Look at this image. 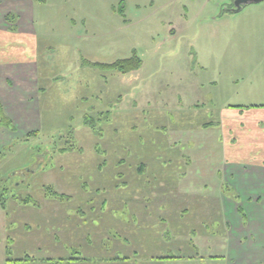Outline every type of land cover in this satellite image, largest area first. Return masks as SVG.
Listing matches in <instances>:
<instances>
[{"label":"rangeland","instance_id":"374dc122","mask_svg":"<svg viewBox=\"0 0 264 264\" xmlns=\"http://www.w3.org/2000/svg\"><path fill=\"white\" fill-rule=\"evenodd\" d=\"M232 6L34 2L41 123L5 149L10 137L0 134V251L33 255V264L82 255L95 264H173L194 255L210 264L224 256V201L242 205L246 217L248 198L259 196L264 211V183L239 195L219 172L244 157L241 140L220 138L218 116L228 123L229 107L264 104V2L235 13ZM133 52L141 67L125 75L89 66ZM33 244L44 249L31 251Z\"/></svg>","mask_w":264,"mask_h":264},{"label":"crops","instance_id":"0c3cea01","mask_svg":"<svg viewBox=\"0 0 264 264\" xmlns=\"http://www.w3.org/2000/svg\"><path fill=\"white\" fill-rule=\"evenodd\" d=\"M36 1L44 2V0H0V104L15 129V132L0 129V134L5 132V136L10 137L2 144L3 149L7 147L8 142L15 139V136L26 137L40 130L41 112L38 92H40L41 74L38 56L43 44L41 41L40 46L37 31L33 28L34 2ZM118 12H124L123 4L122 6L120 4ZM67 40L70 45L73 42V36L67 34ZM261 75L264 80V69ZM250 107L254 110L245 112L238 110L240 108L247 110L244 106L229 107L231 109L227 112L233 120L227 121L228 123L222 120L221 114L217 119L222 133L220 138L241 140L238 143L239 152H237L242 154L243 161H250L249 165H244L245 163L240 160L235 166L228 164L227 167L219 169L220 178L227 177L223 179L224 182H228L235 188L239 195L243 191L247 194L264 183V104H253ZM225 132L232 133V135L227 137ZM248 146L250 149L247 151L244 147L248 149ZM235 151L234 148L232 152ZM248 199L252 201V204L246 210V217L243 219L237 213L235 206H228L225 204L226 200H223L224 216L228 226L226 241L222 245H226L225 254L218 258L210 257V264H257L259 262L264 264V211L261 208L263 203L259 202V196L252 195ZM230 212L232 214L229 216ZM59 246H55L54 249L57 251ZM195 247L198 251V246ZM30 249L41 252L44 246L35 245L34 248L33 244ZM194 249L192 250L196 252ZM24 258V260L22 258L9 259L6 247L5 250L0 251V264H27L29 262L33 264V255H24ZM65 258H68L67 264H84V262L95 264L90 261L70 259L69 256L44 260L50 264H59V262H65ZM198 258L194 255L189 259H176L178 261L174 263L195 264ZM41 264L48 263L41 262ZM166 264H172V262Z\"/></svg>","mask_w":264,"mask_h":264},{"label":"trees","instance_id":"16d2710c","mask_svg":"<svg viewBox=\"0 0 264 264\" xmlns=\"http://www.w3.org/2000/svg\"><path fill=\"white\" fill-rule=\"evenodd\" d=\"M89 66L97 68V69L101 70V72L112 71V72H115L119 75H125L128 73L137 71L141 67V60L135 54V52H133L129 58L119 59V60L114 61L111 64L89 63ZM0 129H9L10 131L15 132V129H14L10 119L4 113L3 107L1 104H0ZM30 136H33V135L30 134L26 137L29 138ZM46 192L49 195H53L52 197L57 196L55 193L51 192V190L46 189ZM47 197H50V196H47ZM236 197L238 198V196H236ZM58 198H60V197L58 196ZM62 198H63V196H62ZM27 203H29V200H26L23 204H27ZM102 203L105 204L104 201H102ZM236 211L240 217H242V218H243V216L245 217L244 212H243L241 207H237ZM174 258L178 259L177 257H174ZM174 258H170V260H173ZM24 259H22V260H24ZM70 259H75V260H79V261H89V259L91 260V257L85 258V256L82 255L80 258L70 257ZM114 259L123 260L124 258H121V259L120 258H114Z\"/></svg>","mask_w":264,"mask_h":264},{"label":"water","instance_id":"95a60500","mask_svg":"<svg viewBox=\"0 0 264 264\" xmlns=\"http://www.w3.org/2000/svg\"><path fill=\"white\" fill-rule=\"evenodd\" d=\"M264 2V0H233V6L231 8V12H238L244 6L255 5Z\"/></svg>","mask_w":264,"mask_h":264}]
</instances>
